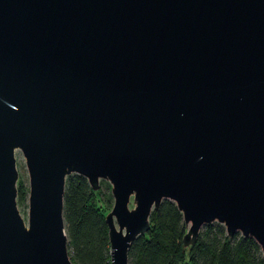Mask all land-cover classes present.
<instances>
[{
    "label": "water",
    "instance_id": "water-1",
    "mask_svg": "<svg viewBox=\"0 0 264 264\" xmlns=\"http://www.w3.org/2000/svg\"><path fill=\"white\" fill-rule=\"evenodd\" d=\"M71 170L111 181L110 264L164 196L185 244L217 219L264 254V0H0V264H76Z\"/></svg>",
    "mask_w": 264,
    "mask_h": 264
},
{
    "label": "trees",
    "instance_id": "trees-1",
    "mask_svg": "<svg viewBox=\"0 0 264 264\" xmlns=\"http://www.w3.org/2000/svg\"><path fill=\"white\" fill-rule=\"evenodd\" d=\"M101 182L93 188L83 173L71 170L65 174L64 226L68 253L76 264H110L106 209L101 203L112 205L113 195ZM16 189L22 200L28 187L19 181ZM148 217V228L130 242L129 264H264L262 248L253 235L240 230L229 234L217 219L204 222L195 240L185 244L187 223L170 197L153 205Z\"/></svg>",
    "mask_w": 264,
    "mask_h": 264
},
{
    "label": "rangeland",
    "instance_id": "rangeland-1",
    "mask_svg": "<svg viewBox=\"0 0 264 264\" xmlns=\"http://www.w3.org/2000/svg\"><path fill=\"white\" fill-rule=\"evenodd\" d=\"M14 157H15V164L17 168V178H16V186L19 183V181H22L27 187L29 185V173H28V168L26 165V158L25 155L23 154L22 149L19 146L14 147ZM99 179L102 181V188L104 190H110L111 191V181L108 177L106 176H101ZM99 180V181H100ZM109 183V185H108ZM134 196L133 194L130 195L129 197V206L132 207L134 205ZM16 205L17 208L23 217V220L25 224H27L28 221V190L25 192V195L22 200L18 199L17 196V189H16ZM101 207L106 209L108 211L111 208V205L105 206L103 203H101ZM202 226V225H201ZM200 226V227H201ZM179 264H182V262H179Z\"/></svg>",
    "mask_w": 264,
    "mask_h": 264
}]
</instances>
